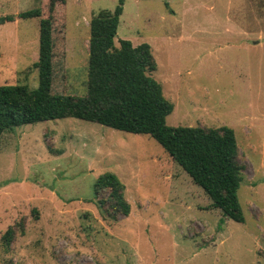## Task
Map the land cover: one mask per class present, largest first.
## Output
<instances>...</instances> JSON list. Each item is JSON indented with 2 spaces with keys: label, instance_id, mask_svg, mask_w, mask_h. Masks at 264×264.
<instances>
[{
  "label": "rangeland",
  "instance_id": "rangeland-1",
  "mask_svg": "<svg viewBox=\"0 0 264 264\" xmlns=\"http://www.w3.org/2000/svg\"><path fill=\"white\" fill-rule=\"evenodd\" d=\"M117 5L0 0V16L14 15L0 24V85L37 87L40 18L17 14L39 7L65 26L54 90L84 96L89 21ZM120 39L150 45L168 125L233 128L245 221L213 207L149 135L72 117L23 124L0 140V264H264V0H123ZM104 172L124 184L128 215L98 205Z\"/></svg>",
  "mask_w": 264,
  "mask_h": 264
},
{
  "label": "trees",
  "instance_id": "trees-1",
  "mask_svg": "<svg viewBox=\"0 0 264 264\" xmlns=\"http://www.w3.org/2000/svg\"><path fill=\"white\" fill-rule=\"evenodd\" d=\"M122 12L123 0H118L113 10H99L89 21L84 96L66 95L53 87L58 54L56 37L64 35L65 26L57 28L54 18L43 16L39 7L17 14L23 19L40 18L38 58L33 63L38 81L35 88L25 84L0 85V140L14 127L67 117L149 135L203 189L213 207L233 221L244 222L237 193L243 175L237 161L234 130L227 125L170 126L166 123L173 104L164 97L160 84L151 75L156 62L150 45L134 46L127 39H120L117 46L114 44ZM13 20L11 14L0 16V24ZM93 191L98 205L110 217L129 214L124 184L116 174H100ZM19 226L23 232L21 222ZM14 234L13 228L6 230L2 236L4 246L11 243Z\"/></svg>",
  "mask_w": 264,
  "mask_h": 264
},
{
  "label": "crops",
  "instance_id": "crops-1",
  "mask_svg": "<svg viewBox=\"0 0 264 264\" xmlns=\"http://www.w3.org/2000/svg\"><path fill=\"white\" fill-rule=\"evenodd\" d=\"M233 129V128H232Z\"/></svg>",
  "mask_w": 264,
  "mask_h": 264
}]
</instances>
